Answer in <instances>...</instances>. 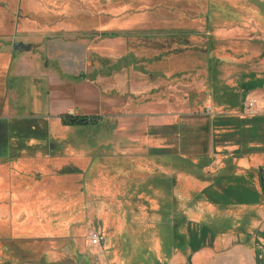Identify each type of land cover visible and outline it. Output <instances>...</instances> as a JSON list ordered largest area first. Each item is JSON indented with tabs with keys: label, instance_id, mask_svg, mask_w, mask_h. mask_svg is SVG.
Masks as SVG:
<instances>
[{
	"label": "rangeland",
	"instance_id": "rangeland-1",
	"mask_svg": "<svg viewBox=\"0 0 264 264\" xmlns=\"http://www.w3.org/2000/svg\"><path fill=\"white\" fill-rule=\"evenodd\" d=\"M165 1L205 9L206 26L170 29L152 7ZM255 1L0 0V94L14 44L77 43L86 65L66 92L93 118L10 122L0 264H264V161L237 166L264 156L250 137L264 119ZM238 177L257 205L203 190Z\"/></svg>",
	"mask_w": 264,
	"mask_h": 264
},
{
	"label": "crops",
	"instance_id": "crops-1",
	"mask_svg": "<svg viewBox=\"0 0 264 264\" xmlns=\"http://www.w3.org/2000/svg\"><path fill=\"white\" fill-rule=\"evenodd\" d=\"M86 58L87 53L80 44L67 43L59 39L46 41L36 52L22 51L14 59L13 64L7 68L9 73L7 71L6 77L5 75L2 77L3 84H1L3 92L0 94V163L3 162L5 165L10 153V122L34 119L57 120L62 115L74 111L77 112L75 115H82V110L72 104V98L67 95L66 89L70 78L75 79L83 75ZM80 79L75 80V85L82 84L83 79ZM5 127L7 143L4 141ZM259 161H264V156L253 158L250 164L237 163V166L244 168H249L250 165L258 166ZM250 187H246L242 178L238 177L233 183L218 179L203 190L207 192L211 190L213 196L219 193L223 195L222 198L232 197L233 203L242 201L249 205L251 203L257 205L259 195ZM2 221L3 218L0 216V224ZM51 240L52 243H59L56 238L49 239ZM35 241L39 243L40 240L35 239Z\"/></svg>",
	"mask_w": 264,
	"mask_h": 264
},
{
	"label": "trees",
	"instance_id": "trees-1",
	"mask_svg": "<svg viewBox=\"0 0 264 264\" xmlns=\"http://www.w3.org/2000/svg\"><path fill=\"white\" fill-rule=\"evenodd\" d=\"M255 2L256 4L264 3V2H257V1ZM152 7H154L153 11L164 10V12H162L163 14L161 17H163L164 21H166V25L170 26V29L188 31V30H193V29H199L203 26H206L205 24L207 23V20H206L207 11L192 3H185L183 1L173 3L170 1H165L164 3H162V5L159 6V8H156L155 5H152ZM156 22L160 23L162 22V19L157 18ZM86 118L87 117H84V116L82 117L78 115L74 116L71 114H66V115H62L60 120L61 122H68L67 124L69 126H73V125L76 126V124L85 125L83 124V122H85V120H88ZM92 119L93 118H90V120ZM263 125H264V119L260 120L255 125L252 124L251 127H254V129L252 130V133L250 136L252 137L251 139L255 140V138L258 137V133L263 134V137H264V132L262 133L261 131H259L260 130L259 126L263 127ZM241 134L243 135L244 132L242 131ZM249 140H248V143H249ZM261 145H264V140L261 142Z\"/></svg>",
	"mask_w": 264,
	"mask_h": 264
},
{
	"label": "water",
	"instance_id": "water-1",
	"mask_svg": "<svg viewBox=\"0 0 264 264\" xmlns=\"http://www.w3.org/2000/svg\"><path fill=\"white\" fill-rule=\"evenodd\" d=\"M12 50L14 52L16 51H23V52H29L30 51V46L29 45H24L23 43H16L12 46ZM151 79V78H150ZM83 124L88 125V120H85V122H83ZM6 133H7V128L5 127L4 130V141L7 143L6 141ZM259 175H260V190L262 192V196L264 198V174L262 173V171H259Z\"/></svg>",
	"mask_w": 264,
	"mask_h": 264
},
{
	"label": "built area",
	"instance_id": "built-area-1",
	"mask_svg": "<svg viewBox=\"0 0 264 264\" xmlns=\"http://www.w3.org/2000/svg\"><path fill=\"white\" fill-rule=\"evenodd\" d=\"M246 106L248 110L254 113V110H255L254 102L249 101V104H247ZM87 240H88L89 245L93 248L101 246L104 242L103 237L99 233H96V232L90 233L87 237Z\"/></svg>",
	"mask_w": 264,
	"mask_h": 264
},
{
	"label": "flooded vegetation",
	"instance_id": "flooded-vegetation-1",
	"mask_svg": "<svg viewBox=\"0 0 264 264\" xmlns=\"http://www.w3.org/2000/svg\"><path fill=\"white\" fill-rule=\"evenodd\" d=\"M259 177H260V175H259Z\"/></svg>",
	"mask_w": 264,
	"mask_h": 264
}]
</instances>
